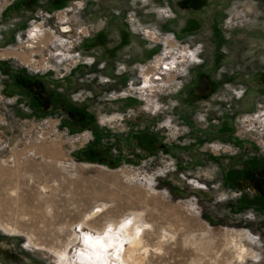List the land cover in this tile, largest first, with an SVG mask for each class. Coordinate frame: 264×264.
I'll return each instance as SVG.
<instances>
[{
	"label": "rangeland",
	"instance_id": "1",
	"mask_svg": "<svg viewBox=\"0 0 264 264\" xmlns=\"http://www.w3.org/2000/svg\"><path fill=\"white\" fill-rule=\"evenodd\" d=\"M88 58L120 63L116 99L39 90ZM244 73L264 76V0H0V264H81L83 232L125 220L143 229L128 264H264V96Z\"/></svg>",
	"mask_w": 264,
	"mask_h": 264
},
{
	"label": "crops",
	"instance_id": "2",
	"mask_svg": "<svg viewBox=\"0 0 264 264\" xmlns=\"http://www.w3.org/2000/svg\"><path fill=\"white\" fill-rule=\"evenodd\" d=\"M14 4V3H13ZM12 5V4H11ZM18 12H16L15 14H12V16H16V15H21L24 13V6L18 4ZM184 9H181L180 11H183ZM177 11L175 13H178L179 15H181V12ZM177 14V15H178ZM176 14L171 15V17H175ZM10 17V16H8ZM177 17V16H176ZM200 16L196 17V22H193V29H195L196 32H200ZM205 20V18H204ZM18 22V21H17ZM195 23V24H194ZM215 23H216V17H213L211 19V27L213 30V33L215 32ZM196 27L198 29H196ZM176 32L180 34L181 29L179 30L178 28H176ZM215 35V33H214ZM220 46H215V49ZM120 63L117 60H104L103 63H101L98 60H92V58H88V60H86L85 62H81L79 64H77L72 70L71 72H69L64 80H57L54 78H51L48 80L45 79V77H41L38 76L37 79L35 80L37 86L39 87V90H47V92L50 94L51 97H61L65 100H67V102H69L71 105H77L76 101L80 100V98L84 99L85 97H95L98 96L101 92H111L110 96H112V99H116L115 98V94L119 95V92L116 93V91H111V90H117L116 87L118 86V79L116 78L117 74L120 71V68H116V65H119ZM93 66L95 67V70L98 72H113L112 73V77L109 78L105 75V73L100 74L97 77V74L95 75V73H89L91 70H93ZM5 69L9 70V72L12 75H20V72L18 70H16V68L12 67L10 64L5 65ZM92 72V71H91ZM91 74V75H90ZM23 76V75H21ZM223 79H226V75L224 74ZM242 80L244 79L246 82L248 80H255L253 83L254 88L251 89H255V91L257 92V97L260 96H264V76H262L260 73H244V75L241 76ZM240 78V79H241ZM250 78V79H249ZM222 78L220 79H216L217 82H219ZM18 77L15 78V82H17ZM230 80H232L230 78ZM243 80V81H244ZM46 81V83L44 82ZM18 86H21V90L24 92L25 91V84L21 83ZM245 90L244 93L245 95L249 94V86H245L244 88ZM20 90V91H21ZM186 94V93H185ZM244 96V95H243ZM117 97V96H116ZM247 99V96H244ZM113 102L106 104L105 106H102L100 108V111L102 112H106L107 114H117L116 116L119 117V112H121L123 109L126 110L123 106H121V104L114 102V100H112ZM246 102H248L246 100ZM254 105L251 104L247 109L252 108ZM187 111V109H185ZM195 110V109H194ZM194 110H189L190 112H194ZM114 115H107V116H111L108 119H113L115 118ZM132 134H128L127 133V139L129 140V138L131 137ZM99 138V136H98ZM102 140V141H101ZM98 139V142L101 145L99 146V150H97L96 154L97 156H104L102 153L106 152L107 156L105 157L107 159V161H116L119 160L121 157L120 156H115L116 153V148H111L112 145L115 144L116 139H113L111 141L106 140L104 141V139ZM114 143V144H113ZM109 146L111 148L112 152H108ZM132 150V149H131Z\"/></svg>",
	"mask_w": 264,
	"mask_h": 264
},
{
	"label": "bare ground",
	"instance_id": "3",
	"mask_svg": "<svg viewBox=\"0 0 264 264\" xmlns=\"http://www.w3.org/2000/svg\"><path fill=\"white\" fill-rule=\"evenodd\" d=\"M204 88L207 89L208 85ZM142 233V226L130 220L123 221L117 230L108 227L97 234L85 231L80 237L84 248H77L71 260L81 264H126L131 256L127 253L121 255V252L136 249L141 243Z\"/></svg>",
	"mask_w": 264,
	"mask_h": 264
},
{
	"label": "flooded vegetation",
	"instance_id": "4",
	"mask_svg": "<svg viewBox=\"0 0 264 264\" xmlns=\"http://www.w3.org/2000/svg\"><path fill=\"white\" fill-rule=\"evenodd\" d=\"M184 4H186V3H183V4H181V5L183 6ZM180 7H181V6H180ZM179 10H180V9H178V11H179ZM174 11L176 12V10H174ZM216 24H217V23H215V32H214V33H216L217 30H218L217 27H216ZM148 32H150V31H148ZM150 33H151V32H150ZM219 43H220V42H218L217 46H219ZM217 48H218V47H217ZM217 48H216V49H217ZM77 54H78V56H77ZM74 56H77L76 59L80 58V57H79V56H80L79 53H75ZM160 63H161V62H160ZM216 63H217V60H215V62H213V65H216ZM159 65H160V64H159ZM159 65L157 66L158 69L160 68ZM213 65H212V66H213ZM199 67H201V68H200V70H201V69L204 68V65L199 66ZM212 69H213V67H212ZM198 71H199V70H198ZM198 71H193V72H192L193 77H194L195 75L198 74ZM207 73H208V75H205V77L202 79V81H201L199 87H197L198 85H197L196 87H194V91H193V89L191 90V88H193V87H191V86H192L191 83H192V81H193V80H192L193 78H191L190 84H188V85L185 87V89L183 90V92H185L186 94H185V96H182V98H181V102H180V107H181V109H183V110H185V109H187V110H194V109H196V108H199V107H200V104H201V103H199V100L206 101V99L209 98V96L211 95V93L214 92V91L218 88V85H219L220 82H217L216 80L211 79V74H210L209 71H208ZM118 75H120V73H118L117 76H118ZM117 76H116V77H117ZM199 78H200V77H199ZM145 80H147V83L150 82V80H151V76L148 75V74H145ZM199 80H200V79H199ZM198 82H199V81H198ZM130 85H131V83H130ZM204 85H208V88L205 89V88H204ZM196 89H197V91H195ZM188 95H191V97L187 98ZM194 98H196L197 100H196V99L194 100ZM244 100H245V99H244ZM188 113H189V112L183 114L186 120H188V117H187V114H188ZM263 160H264V159H263Z\"/></svg>",
	"mask_w": 264,
	"mask_h": 264
},
{
	"label": "built area",
	"instance_id": "5",
	"mask_svg": "<svg viewBox=\"0 0 264 264\" xmlns=\"http://www.w3.org/2000/svg\"><path fill=\"white\" fill-rule=\"evenodd\" d=\"M167 60H169V59H167ZM168 62L170 63V61H166V63H168ZM165 68H166V64L163 66V69H165ZM166 70H168V69H166Z\"/></svg>",
	"mask_w": 264,
	"mask_h": 264
}]
</instances>
